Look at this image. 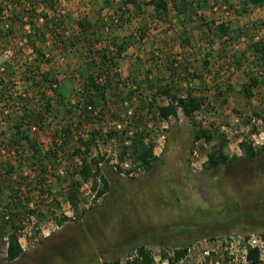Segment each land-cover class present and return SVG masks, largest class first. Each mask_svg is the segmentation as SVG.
<instances>
[{
  "label": "rangeland",
  "instance_id": "rangeland-1",
  "mask_svg": "<svg viewBox=\"0 0 264 264\" xmlns=\"http://www.w3.org/2000/svg\"><path fill=\"white\" fill-rule=\"evenodd\" d=\"M44 1L0 0L1 20L14 31L5 47L13 52L10 60L0 44V68L11 66L10 76L3 74L18 96L10 105L11 118L0 109V208L13 196L23 212H36L23 213L18 222L26 251L10 263L6 241H0V264L126 262L141 246L152 252L157 264H169L162 255L172 257L185 248L188 256L180 264H227L229 257L237 256L227 242L264 236V153L249 160L242 147L252 146V136L264 132V64L263 69L253 65L248 50L251 39L264 42V10L251 18L257 8L238 0H208L207 7L202 0H187L189 11L179 18L173 9L176 0H165L169 15L161 19L152 5L156 0H140L139 8L126 0ZM213 3L216 10L208 6ZM23 15L29 25L22 23ZM79 22L89 24L86 32ZM221 22L243 30L245 40L235 35L232 45L208 31L206 24L214 28ZM31 30L40 39L29 44L23 38ZM123 41L129 47L117 61L119 70L102 71V54L115 56V44ZM37 49L45 55L40 62L35 61ZM233 54L238 62H233ZM36 66L57 80L64 99L36 86L40 77L25 81V70L36 72ZM256 76L261 84L249 100L243 87ZM90 79L110 82L105 100L90 87ZM156 85H172L182 97L193 93L206 99V105L194 120L179 112L165 123L156 107L149 111ZM91 99L96 104L88 119ZM157 102L169 104L166 97ZM25 109L43 116L40 127L27 123L22 129L37 144L42 154L37 159L30 146L26 153L12 152L15 156L5 147ZM198 128L216 132L214 139L193 144ZM126 130L144 133L145 144L154 148L163 142L165 148L150 170L135 165L132 150L121 165L129 173L117 169L119 156L131 145ZM221 134L231 161L207 169ZM82 139L91 142L89 157L103 158L99 168L110 188L101 198L96 194L103 184L99 181L93 191L94 178L85 181L76 173L81 158L74 152L84 150ZM51 150L58 158L52 163L44 159ZM73 182L80 189L77 210L67 196L76 186Z\"/></svg>",
  "mask_w": 264,
  "mask_h": 264
},
{
  "label": "trees",
  "instance_id": "trees-1",
  "mask_svg": "<svg viewBox=\"0 0 264 264\" xmlns=\"http://www.w3.org/2000/svg\"><path fill=\"white\" fill-rule=\"evenodd\" d=\"M48 0H45L43 3L47 4ZM140 0H126L127 4L134 5L136 8H139V2ZM240 1L244 7H253V8H262L264 9V0H238ZM209 3L208 0H202V7H207V4ZM152 5L154 6L157 14L161 19H166V17L169 15V5L168 2L165 0H156L155 2H152ZM213 7L212 5H208ZM189 5L187 4V0H176V2L173 4V9L175 10L176 14L179 16V18L183 17V14L188 12ZM1 14L0 13V44L4 47L6 52L11 51L6 49L5 47L9 45L8 41L11 39V37L14 35L13 28H11L10 25L6 27L7 24H5L1 20ZM22 23L24 25H29V22H24V15L21 17ZM204 23V22H203ZM4 25V26H3ZM86 22H79V26L83 29L84 32H86V28L88 27ZM4 28L3 29H1ZM206 27L210 33H212L214 36L220 38L221 40L227 41L226 43L234 44L235 35L236 38L243 39L246 38V34L243 30H234L230 28L229 24H226L224 22H221L216 27H212L210 24H206ZM33 28V26H32ZM237 31V32H236ZM38 33L35 32V30H31L28 32V35L25 36L26 38H23L24 41H26L29 44H32L33 38L40 39V35H37ZM42 38V36H41ZM116 47V54L115 56H110L108 51H105L102 54V57L100 59L102 65V71H108L110 72H116L118 71V60L122 59L123 54L128 50L129 43L128 42H121L118 44H115ZM248 50L250 55L253 57L254 61L253 65L257 66V64H260V66L263 69L264 64V43L263 42H257L251 39V43L248 44ZM39 54V58L37 57L35 61L40 62V60L45 58L44 53L41 50H35ZM243 56H246V54H243ZM233 62H238L239 58L235 54H233ZM48 61V60H46ZM255 63V64H254ZM207 66H210L209 62H206ZM37 71L33 72L31 69H26L23 77L25 78V81L27 83L30 80H33L37 82V78L40 77L39 82L36 84V86H40L41 89H51L55 97H64L59 94L58 88H57V80H55L50 73L42 72L41 66H36ZM11 66H9V69H6V75L10 76L8 71H11ZM8 73V74H7ZM31 73H35L34 76H31ZM4 74L0 73V88L5 89L3 93H0V109L3 108L5 115H10V105L11 102L13 103L17 95H13L12 91L9 90V87L7 84L11 83V80H6L4 78ZM261 77H251L250 82L247 85H244L243 87V93L245 94L247 99H252L254 97V89L258 88L261 84ZM90 87H92L95 92L98 93L101 100L106 99V94L109 88H112L110 86V82L107 81L105 84H98L96 81L90 79L89 81ZM158 86V85H156ZM155 88V87H154ZM156 94H153V97L155 99H152L154 103L150 104L149 111L154 109L156 107L159 116L162 118L163 121H169L172 117H178L179 112H182L184 116L187 118L194 120V115L201 111L205 105H206V99L202 97H198L194 95L193 93H189L188 96L182 97L178 92L174 91V88L172 85H166L161 86L159 85L158 88H156ZM222 94V92H220ZM15 96V97H14ZM159 97H166L169 100V104L165 106L158 105L157 98ZM21 98V96H19ZM223 103H227V99L225 95L223 94ZM96 104V101L94 99H91L88 102L87 105V117L90 119L88 115H92L94 108V105ZM47 111L50 113L51 110V103L48 102L46 105ZM12 115H10V118ZM43 120L42 115H38L34 112V110L27 111L24 110L23 115L19 119V122H16L13 125L14 134H12L11 138L6 144V149L9 151V155H16L15 153H26L25 148L30 146L35 152V157L33 159H37L36 155H42L41 152H39V149L37 148V144L31 140L30 136L24 132L23 126L27 123L32 125H36L34 127H40V121ZM34 121L35 124H32ZM194 122V125L197 127L198 124ZM126 130V138L128 141L131 142V145L128 146L123 154L119 156L117 169L119 172L123 173H129V171L123 170L122 166L124 163H126V160L128 157H130V150H132V155L135 157V165H139L140 167L145 168L146 170H150L154 163L158 160L156 158V155L154 154V147L148 146L144 142V133H134L133 137L127 136ZM70 132L65 131V134H69ZM215 133L211 129L210 130H203L202 128H198L196 135L194 137L193 144L201 141L202 139L207 140L210 142L215 137ZM64 134V135H65ZM116 135V134H115ZM112 137V136H111ZM220 142L218 145H216L212 152L208 156V162H207V169H218L219 167L228 164L231 160L226 153V149L228 146V142L226 141V137L224 134L220 135ZM66 140V139H65ZM65 143H68L66 140ZM82 149H77L74 152L75 156H79L81 158L80 166L76 170L77 175H81V177L85 181H89L91 178H94L95 184L93 187V191H97L98 182L100 181L103 184V188L97 191L96 197L101 198L106 194V191L110 188L108 179L106 175L104 174L103 170L99 168L101 164V160L103 161V158L97 159L94 157H89L88 154L91 152V142H86L83 139L81 140ZM243 150L245 152V157L249 160L256 159L259 154L264 153V146L258 150L253 148V146H249L247 143L242 144ZM12 153V154H10ZM12 155V156H13ZM158 157V156H157ZM45 160H48L50 163L54 162L57 158V153L54 150H51L46 154ZM40 160H43V157H40ZM46 173V172H45ZM75 185H73L72 189H69L67 192L68 201L72 204V206L77 210V201H78V193L80 189H78V185L76 182H73ZM17 197L11 196L9 198V201L7 202L6 206L3 208H0V241H6V261L12 263L17 261L24 253V250L20 243V227L18 222H20V218L23 215H33L36 212L33 210H28L23 212V209L18 207V204H16ZM18 207V209H17ZM206 213H210V210H207ZM188 256V248L177 250L174 252V255L172 257H168L167 254L162 255V261H168L169 264H180L181 262L184 263V260ZM249 261L251 264H262L260 262V256L259 252L257 250H251L248 256ZM103 264H157L156 259L153 256L152 252L146 247L141 246L138 247L135 251V254H132L128 257V260L126 262L122 260H115L111 262H105Z\"/></svg>",
  "mask_w": 264,
  "mask_h": 264
},
{
  "label": "built area",
  "instance_id": "built-area-1",
  "mask_svg": "<svg viewBox=\"0 0 264 264\" xmlns=\"http://www.w3.org/2000/svg\"><path fill=\"white\" fill-rule=\"evenodd\" d=\"M213 7H215V4H212ZM215 10L217 9V7L214 8ZM227 16L230 15V12L226 13ZM6 27H8V24L6 25ZM242 40H245L244 38ZM21 46L23 47L24 44H21ZM13 52L8 51L5 54V58L7 60H10V58L12 57ZM6 72V68L1 67L0 68V73H5ZM166 123V121H163ZM252 123L256 126H261L262 125V121L261 120H257V119H252ZM117 129L120 131L122 130V126L118 125ZM127 135L129 137H133L134 136V132L132 131H127ZM252 146L255 149H260L264 146V132H260L256 135L252 136ZM164 144L163 142L160 143V146H158L157 148H154V154L156 156H160V154L163 152L164 150ZM194 155L198 156V151L194 150ZM21 243V241H20ZM228 247L230 245V249H231V254L232 256H234L236 253L237 256H235L234 258H230V260L228 261L227 264H232V263H236V264H251V262L248 259L249 253L251 250H257L259 252V256H260V262L262 264H264V236H260V235H253L250 236L248 239L243 240L242 242H227ZM21 246L24 250V252L26 251L24 245L21 243ZM207 256L210 257V253H206ZM216 264H220L219 262H217Z\"/></svg>",
  "mask_w": 264,
  "mask_h": 264
},
{
  "label": "crops",
  "instance_id": "crops-1",
  "mask_svg": "<svg viewBox=\"0 0 264 264\" xmlns=\"http://www.w3.org/2000/svg\"><path fill=\"white\" fill-rule=\"evenodd\" d=\"M252 9H254V8H252ZM260 10H262V8H257V10L254 11L253 15H251V18H252V17H255V18L258 17L257 13L260 12ZM263 10H264V9H263ZM256 40L258 41L257 38L255 39V41H256ZM263 43H264V42H263ZM246 49H247V47H246Z\"/></svg>",
  "mask_w": 264,
  "mask_h": 264
}]
</instances>
